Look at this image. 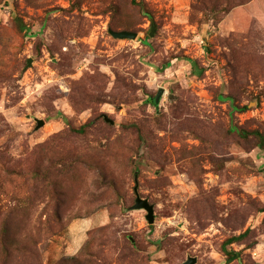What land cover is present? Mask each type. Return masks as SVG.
<instances>
[{"label":"rangeland","instance_id":"obj_1","mask_svg":"<svg viewBox=\"0 0 264 264\" xmlns=\"http://www.w3.org/2000/svg\"><path fill=\"white\" fill-rule=\"evenodd\" d=\"M188 257L264 264V0H0V264Z\"/></svg>","mask_w":264,"mask_h":264},{"label":"water","instance_id":"obj_2","mask_svg":"<svg viewBox=\"0 0 264 264\" xmlns=\"http://www.w3.org/2000/svg\"><path fill=\"white\" fill-rule=\"evenodd\" d=\"M155 30V22L152 21L150 23V31H149V36L153 34ZM108 33L118 39H123V38H128V39H134L136 37V32L128 31V30H113L111 28L108 29ZM162 94V90H159L157 94L155 95L154 98V103H158L160 96ZM42 120H38L37 126H40L42 124ZM134 192H135V203L132 206L133 209H143L145 210V219L148 224H152L154 222V213H153V205L149 203L147 198L141 197L138 192L137 188L134 187ZM196 258L195 257H188L185 261L179 264H195Z\"/></svg>","mask_w":264,"mask_h":264},{"label":"trees","instance_id":"obj_3","mask_svg":"<svg viewBox=\"0 0 264 264\" xmlns=\"http://www.w3.org/2000/svg\"><path fill=\"white\" fill-rule=\"evenodd\" d=\"M153 102H154V100H153ZM232 129H235V128L233 127ZM81 130H82V128L79 129V131H81ZM249 132L252 133V134H254V135H256V136H259L260 137V133L258 131H256V130L249 131ZM241 134L246 135L247 134V131L241 130ZM241 236H242V234H239L237 236H231V237L227 238L224 241L222 249H223V253L226 256V260L227 261H232L235 258H237L238 253L236 251H234V250L227 249L226 248V245L229 244V243H231V242H233V241H235V240H238Z\"/></svg>","mask_w":264,"mask_h":264}]
</instances>
